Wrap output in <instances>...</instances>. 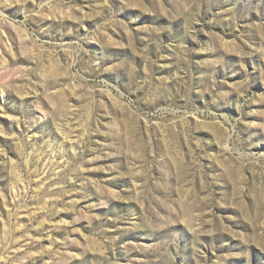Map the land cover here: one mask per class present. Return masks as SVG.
I'll return each instance as SVG.
<instances>
[{
	"label": "rangeland",
	"instance_id": "obj_1",
	"mask_svg": "<svg viewBox=\"0 0 264 264\" xmlns=\"http://www.w3.org/2000/svg\"><path fill=\"white\" fill-rule=\"evenodd\" d=\"M0 264H264V0H0Z\"/></svg>",
	"mask_w": 264,
	"mask_h": 264
}]
</instances>
